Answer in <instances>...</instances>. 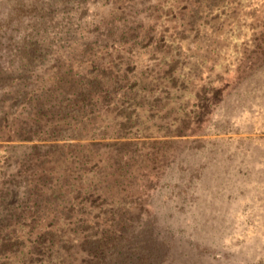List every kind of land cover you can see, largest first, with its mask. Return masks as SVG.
I'll return each mask as SVG.
<instances>
[{
  "label": "trees",
  "instance_id": "1",
  "mask_svg": "<svg viewBox=\"0 0 264 264\" xmlns=\"http://www.w3.org/2000/svg\"><path fill=\"white\" fill-rule=\"evenodd\" d=\"M43 1L32 3L38 9L48 3L47 12L54 11L50 21L55 22L27 25L20 48L22 70L8 74L0 84V264H33L36 260L40 264H113L110 261L117 257L124 261L129 257L127 235L134 229L124 217L112 216L117 210L128 211L129 198L141 189L136 179L146 178L145 162L151 158L148 152L141 155L142 143L138 138L128 139L135 135L127 130L137 127L139 132V127L151 121L155 124L156 117L163 126L187 122L180 109L168 111L175 116L166 122L169 114L156 113L161 100L149 79L153 73L157 82L166 75L173 78L181 71L177 69L180 55L176 64L169 62L171 68L164 75L148 72L134 56L148 44L155 43L153 50L159 49L161 32L176 28L170 24L184 21L193 27L192 33L200 34V22H210L200 15L202 8L210 13L214 25L225 21L235 5L232 0ZM254 8L260 15L251 14L255 16L251 27L257 30L264 4ZM158 14L166 16L168 25L156 26ZM193 46L190 42L185 48L179 43V53L191 52L188 58L193 60ZM253 49L252 59L264 51V35ZM246 57L238 70L242 64L249 69L253 66ZM205 74L195 78L203 81ZM180 75L186 81L192 71ZM204 92L203 87L200 95ZM108 139H118L114 142L122 147L113 148L114 142L111 145ZM14 142L28 144L35 159L31 161L27 153L26 164L12 173L7 168ZM63 153L64 163L53 159ZM133 169L139 172L135 176ZM55 191L63 194L60 200L72 215L39 214L46 195ZM75 199L78 203L74 205ZM110 218L114 224L122 222L118 229L107 223Z\"/></svg>",
  "mask_w": 264,
  "mask_h": 264
},
{
  "label": "rangeland",
  "instance_id": "2",
  "mask_svg": "<svg viewBox=\"0 0 264 264\" xmlns=\"http://www.w3.org/2000/svg\"><path fill=\"white\" fill-rule=\"evenodd\" d=\"M232 1L235 8L228 11L225 21L211 24L210 13L202 8L200 15L210 22L206 26L200 22V34L192 33L191 25L179 21L170 24L176 30L172 27L171 31L161 32L162 40L158 41L161 49L153 50L156 44H148L145 52L141 49L134 56L148 72L156 70L164 75L171 68L169 62L176 64L180 55L177 69L181 71L173 78L166 75L157 82L154 77L157 74L153 73V79H149L161 100L157 112L154 111L165 117L172 108L180 109L187 122L163 126L160 117H156L155 124L150 120L145 127L138 126L139 132L137 127L127 130L135 135L128 139L138 138L142 143L141 155L148 152L151 158L145 162L146 178L136 179L141 189L129 198L128 211L117 210L112 216L124 217V222L132 223L130 227L134 230L127 235L126 243L129 257L124 261L117 257L110 263L264 264V51L253 59L251 54L255 41L264 35V15L257 30L251 27L254 17L260 15L255 14L254 7L264 3ZM22 3L0 0V84L8 74L22 70L20 48L29 29L27 25L55 22L50 21L54 11L47 12L48 3L44 4L46 9L36 8L32 0ZM156 17L159 20L156 26L168 25L166 16ZM205 30L207 35H203ZM190 42L196 55L193 60L188 58L191 52L178 50L179 43L186 48ZM244 57L253 66L249 69L242 64L238 70ZM189 71L192 77L185 81L180 74ZM203 72L205 80L198 81L195 77ZM203 87L206 92L200 95ZM148 107L144 108L147 114ZM174 114H169L171 118L166 116L164 122L171 121ZM116 140L107 141L112 145ZM112 146L122 147L115 142ZM9 152L7 169L12 173L26 164L27 153L31 154L28 156L31 161L35 159L25 143L14 142ZM62 155L57 160L60 155L55 154L53 159L64 163ZM139 168L143 169V164ZM132 172L134 176L139 173L134 169ZM56 193L46 195L48 200L43 208L39 207V211L43 209L40 215L47 213V217H54L70 212L71 208H65L60 200L63 194ZM71 203L77 204L78 199ZM107 223H113L112 218ZM121 223H113L114 229ZM44 228L45 225L42 231ZM33 264L40 262L36 260Z\"/></svg>",
  "mask_w": 264,
  "mask_h": 264
}]
</instances>
